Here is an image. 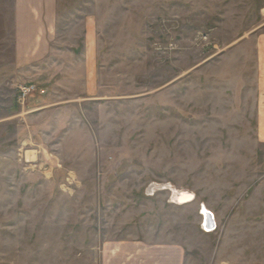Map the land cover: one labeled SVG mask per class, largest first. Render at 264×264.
I'll return each mask as SVG.
<instances>
[{"label": "rangeland", "instance_id": "1", "mask_svg": "<svg viewBox=\"0 0 264 264\" xmlns=\"http://www.w3.org/2000/svg\"><path fill=\"white\" fill-rule=\"evenodd\" d=\"M13 1L0 0V264H103L131 242L264 264V0H56L70 81L23 104Z\"/></svg>", "mask_w": 264, "mask_h": 264}, {"label": "crops", "instance_id": "2", "mask_svg": "<svg viewBox=\"0 0 264 264\" xmlns=\"http://www.w3.org/2000/svg\"><path fill=\"white\" fill-rule=\"evenodd\" d=\"M56 4V0L13 1L14 64L16 67L14 78L15 80L27 79L26 82L24 81L25 83L19 86L32 84L36 87L35 94L32 95L34 101L37 99L40 102H46L47 97L44 96L46 88L56 83L63 87L64 82L70 81L68 75L72 74L74 68L72 64L75 61L70 63L68 55H63L57 50L54 51L50 40L52 37L51 32L56 23ZM91 32L92 30H89L88 46H91ZM256 45H264V38L258 39ZM261 57L263 58L264 54ZM85 59L84 71L87 74L89 73L91 80L94 61L90 54L85 56ZM67 93L68 91L60 90V93H58L60 98L55 100H63ZM107 254L104 257L105 262L103 264L186 263L184 248L175 244L140 245L131 242L130 245L126 246H114L107 251Z\"/></svg>", "mask_w": 264, "mask_h": 264}, {"label": "built area", "instance_id": "3", "mask_svg": "<svg viewBox=\"0 0 264 264\" xmlns=\"http://www.w3.org/2000/svg\"><path fill=\"white\" fill-rule=\"evenodd\" d=\"M35 91V86L32 84H25V85H21L19 87V91H18V102L23 104V102H25L26 97L28 95L33 94V92ZM203 216H204V221H203V227H205V229L207 230L206 227V212L203 211Z\"/></svg>", "mask_w": 264, "mask_h": 264}, {"label": "water", "instance_id": "4", "mask_svg": "<svg viewBox=\"0 0 264 264\" xmlns=\"http://www.w3.org/2000/svg\"><path fill=\"white\" fill-rule=\"evenodd\" d=\"M212 214L209 212H206V227L208 229H212L213 228V222H212Z\"/></svg>", "mask_w": 264, "mask_h": 264}, {"label": "bare ground", "instance_id": "5", "mask_svg": "<svg viewBox=\"0 0 264 264\" xmlns=\"http://www.w3.org/2000/svg\"><path fill=\"white\" fill-rule=\"evenodd\" d=\"M190 199V194H186V193H181L180 196L178 197V200L180 202H186Z\"/></svg>", "mask_w": 264, "mask_h": 264}]
</instances>
